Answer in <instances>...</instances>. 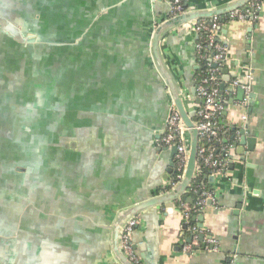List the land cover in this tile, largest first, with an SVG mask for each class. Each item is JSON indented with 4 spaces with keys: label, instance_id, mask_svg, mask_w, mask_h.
<instances>
[{
    "label": "crops",
    "instance_id": "1",
    "mask_svg": "<svg viewBox=\"0 0 264 264\" xmlns=\"http://www.w3.org/2000/svg\"><path fill=\"white\" fill-rule=\"evenodd\" d=\"M26 1L34 0L21 3ZM228 1L187 0L191 8H213ZM62 3L58 7L63 15L54 17L52 23L63 27L54 30L57 31L54 37L64 40L82 37V40L51 52V88L62 90L64 110L59 133L64 138L63 146L77 153L85 174L91 170L92 184L100 186L99 192H105L106 196L97 199L100 227L94 230L102 235L94 239L96 245L89 264L102 261L112 264L108 238L103 237L107 232L103 230L107 222L104 206L116 203L125 207L149 200L168 189L175 174L170 152L152 141L153 128L163 126L169 94L152 61L146 29L155 11L162 14L169 6L166 0H156L155 4L153 0H63ZM192 26L183 23L169 31L163 50L180 79L189 102L187 108L193 112L190 98H196L194 84L200 67L196 68L193 58ZM221 37L229 49L226 75L231 80L233 76L251 72L253 77V97L246 108L238 106L239 94L230 90V80H223L225 109L221 121L230 129V137L235 127L244 126L247 136L255 138L253 149H249L248 143L240 148L242 161L229 164L225 175L214 180L210 174L204 175L206 187L213 189L215 200L203 209V227L198 219L201 212L195 221L204 234L219 241L221 251L210 253L200 248L184 251L188 227L178 201H171L146 206L139 215L140 224L132 238L144 264H264V1L256 22L228 20L221 28ZM196 102L199 103L197 98ZM243 112L248 113L247 120L242 118ZM233 154L237 157L236 146ZM73 192H79L82 201L89 200L77 184ZM187 200L193 202L194 198L188 196ZM84 208L87 211H80L82 222L92 215L88 205ZM86 225L84 228H88ZM94 241L82 244L89 246Z\"/></svg>",
    "mask_w": 264,
    "mask_h": 264
},
{
    "label": "water",
    "instance_id": "2",
    "mask_svg": "<svg viewBox=\"0 0 264 264\" xmlns=\"http://www.w3.org/2000/svg\"><path fill=\"white\" fill-rule=\"evenodd\" d=\"M62 1L34 0L22 4L21 0H0V183H3L0 185V264H89L92 248L96 245L94 239L102 235L94 229L100 227L97 199L106 197L105 192H99L102 188L92 184V172L89 170L85 174L77 153L63 146L64 138L59 133L64 112L62 90L51 88V52L72 47L82 40V37L64 40L59 36L62 34L59 38L54 37L57 34L54 30L63 27L52 23L63 15L62 8L58 7ZM250 1L230 0L213 8H191L187 2L183 13L171 17L169 10L162 14L155 11V16L147 22L151 58L165 80L169 94L163 126L153 128L152 141L156 146L164 134L174 105L189 128L187 169L182 181L149 200L125 207L116 203L104 206L103 216L107 222H104L103 230L107 232L103 237L108 238L112 264H133L121 247L120 239L126 224L139 216L146 206L178 201L194 180L199 145L196 109L191 102L194 111L188 110L186 104L189 102H186L180 79L164 53L166 35L180 24L224 15ZM153 2L155 4L156 0ZM52 3L56 7L51 6ZM197 38V35L192 38L194 46ZM194 52L197 64L196 50ZM223 72L226 75L228 69ZM230 78V75L224 77L228 81ZM224 87L222 84L221 89ZM238 94L237 100L242 99L241 89ZM230 140L236 144L237 154L230 164L242 161L240 148L248 143L249 149H253L255 143V138L247 136L244 126L235 127ZM164 149L170 152L173 161L175 148ZM73 164L80 167L74 169ZM210 178L215 179L212 175ZM76 184L89 200L84 202L79 192H73ZM87 205L92 215L82 222L80 215L87 211L84 208ZM111 211H114L113 215ZM198 219L203 227V210ZM85 225L88 228H84ZM91 240L94 241L92 245L82 244ZM131 240L133 242L132 236ZM133 247L137 251V243L133 242Z\"/></svg>",
    "mask_w": 264,
    "mask_h": 264
},
{
    "label": "built area",
    "instance_id": "3",
    "mask_svg": "<svg viewBox=\"0 0 264 264\" xmlns=\"http://www.w3.org/2000/svg\"><path fill=\"white\" fill-rule=\"evenodd\" d=\"M264 0H251L245 6L236 8L224 15H215L209 19H200L193 23V36L198 38L195 42L196 60L200 65L202 60L208 59V68L199 79L195 77L194 90L196 98H190L196 109V128L199 132V145L197 150V163L194 180L190 186L193 191L199 189L200 196L195 202V209L201 212L209 201H214L212 188L194 186L195 180L205 174L214 178L226 174L230 160L235 158L233 154L236 144L230 140V129L221 121L225 105L222 98L221 85L224 80V69L228 61V45L221 37V28L228 20L238 19L254 23L259 18V13ZM169 4V16H177L187 9V0H167ZM252 74L233 76L229 81L232 92L241 89L243 98L237 100L238 106L246 108L252 98ZM189 96V95H188ZM242 118L248 119V113L243 112ZM190 143L189 128L182 122L178 109L172 105L166 130L157 144L163 147H174L175 174L169 188L182 181L187 169V152ZM235 160V159H234ZM189 188V189H190ZM188 189V190H189ZM179 206L183 212L184 221L190 234L183 242V250L192 252L197 248L206 252H220L221 246L214 236L204 234L196 224H191L192 207L184 200L179 199ZM140 224V217L131 219L125 226L121 235V247L124 254L133 264H144L137 254L131 241L132 233ZM204 239L201 240V236ZM203 241V246L200 243Z\"/></svg>",
    "mask_w": 264,
    "mask_h": 264
},
{
    "label": "trees",
    "instance_id": "4",
    "mask_svg": "<svg viewBox=\"0 0 264 264\" xmlns=\"http://www.w3.org/2000/svg\"><path fill=\"white\" fill-rule=\"evenodd\" d=\"M208 67H209L208 66V59L202 60L200 62V68L198 70L197 79H199L200 76L205 73V71L207 70ZM197 184H199V186H201V188L206 187V180L204 179V175H202L201 177L197 178V180H195L194 186ZM188 196H192L194 198L193 202H188V200H187ZM199 196H200L199 189L197 191H193L192 188H190L182 196V200L186 201L192 207V217H191V222H190L191 224H196L195 217L199 213V211L195 209V202ZM178 203H179V201H178ZM189 234H190V232H189ZM200 245H201V247L203 246V241H201Z\"/></svg>",
    "mask_w": 264,
    "mask_h": 264
}]
</instances>
